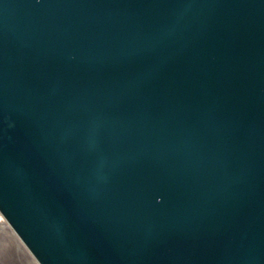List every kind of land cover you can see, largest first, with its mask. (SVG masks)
<instances>
[{
    "label": "water",
    "instance_id": "1",
    "mask_svg": "<svg viewBox=\"0 0 264 264\" xmlns=\"http://www.w3.org/2000/svg\"><path fill=\"white\" fill-rule=\"evenodd\" d=\"M0 214L38 264H264V0H0Z\"/></svg>",
    "mask_w": 264,
    "mask_h": 264
},
{
    "label": "flooded vegetation",
    "instance_id": "2",
    "mask_svg": "<svg viewBox=\"0 0 264 264\" xmlns=\"http://www.w3.org/2000/svg\"><path fill=\"white\" fill-rule=\"evenodd\" d=\"M0 228L3 227L0 226ZM20 260L26 264L25 254L19 249L11 236L5 232H0V264H14V261L18 262Z\"/></svg>",
    "mask_w": 264,
    "mask_h": 264
},
{
    "label": "bare ground",
    "instance_id": "3",
    "mask_svg": "<svg viewBox=\"0 0 264 264\" xmlns=\"http://www.w3.org/2000/svg\"><path fill=\"white\" fill-rule=\"evenodd\" d=\"M0 226L3 227V228H0V232H5L9 236H11V238L17 243L19 249H21L22 252L25 254V256H26V260H25L26 264H38L35 261V259L32 257V255L29 253V251L22 244V242L17 237V235L15 234V232L10 228V226L4 220V218L2 217L1 214H0Z\"/></svg>",
    "mask_w": 264,
    "mask_h": 264
},
{
    "label": "rangeland",
    "instance_id": "4",
    "mask_svg": "<svg viewBox=\"0 0 264 264\" xmlns=\"http://www.w3.org/2000/svg\"><path fill=\"white\" fill-rule=\"evenodd\" d=\"M13 259H14V258H13ZM23 262H24V261H23ZM14 264H24V263H22L21 260H20V261H18V262L14 261Z\"/></svg>",
    "mask_w": 264,
    "mask_h": 264
}]
</instances>
